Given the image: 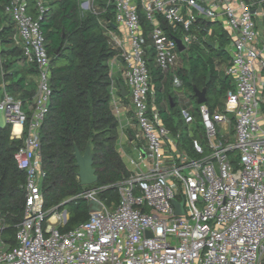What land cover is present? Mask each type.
I'll list each match as a JSON object with an SVG mask.
<instances>
[{
    "label": "built area",
    "instance_id": "obj_1",
    "mask_svg": "<svg viewBox=\"0 0 264 264\" xmlns=\"http://www.w3.org/2000/svg\"><path fill=\"white\" fill-rule=\"evenodd\" d=\"M94 0H80L91 12ZM203 2V4L200 3ZM116 23L126 33L120 40L106 28L119 55L109 61L111 106L122 138L119 153L129 176L113 187L120 202L110 207L99 198L110 187L93 188L76 198L101 202L103 209L69 232H62L59 208L46 210L43 185L41 128L49 113L51 57L39 18L29 13L26 0H12L6 13L17 27L18 44L28 64L37 68L38 89L32 103L4 90L0 110L12 126V139L24 144L15 154L26 173L23 217L17 226V245L0 236V264H261L264 259V0H106ZM141 14L151 26L146 41ZM202 21L219 24L228 37L229 65L234 82L225 99V112L199 105L200 137L195 117L181 113L197 159L183 147V137L165 125L162 104L155 98L149 68L167 74L180 54L202 41ZM99 22L102 24V20ZM163 22L167 27H163ZM212 32H209L211 36ZM178 41L185 48L179 50ZM118 71L131 100L125 113ZM3 88L4 85H3ZM123 116V117H122ZM136 127L135 134L126 132ZM20 126L19 132L15 128ZM144 145L136 144L139 138ZM122 144V145H121ZM184 202V215L174 201ZM53 218L56 220L53 222ZM46 227L44 228V225ZM0 221V230L5 229ZM151 236H148V233Z\"/></svg>",
    "mask_w": 264,
    "mask_h": 264
},
{
    "label": "trees",
    "instance_id": "obj_2",
    "mask_svg": "<svg viewBox=\"0 0 264 264\" xmlns=\"http://www.w3.org/2000/svg\"><path fill=\"white\" fill-rule=\"evenodd\" d=\"M11 1L0 0V101L5 90L24 103H32L38 89V71L34 65L26 62L16 37V24L6 13ZM26 1L29 13L35 19L39 18L38 4L41 2L45 7L39 23L51 57L49 113L40 133L43 167L47 173L43 185L45 200L49 190L53 192L52 196L59 198V202L78 197L89 190L82 187L78 180L79 170L74 152L75 147H78L84 153L88 144H91L95 153L94 168L99 177L95 185L110 187L102 193L114 192L115 200L117 198L119 203L120 195L113 186L130 174L117 148L119 122L111 106L112 81L108 63L119 52L110 45V38L104 28L119 32L115 10L112 6L107 7L106 0H97L101 7L100 17L91 12H82L80 0ZM140 18L146 41L149 42L151 26L143 14ZM212 24L202 21L203 39L200 44L182 53L183 67L179 68L176 75L182 83V90H186L194 99L195 88L206 89L207 104L214 110L217 100L225 101L227 93L234 89V84L220 69L230 63L226 53L229 40L225 32L219 35L216 48L204 40L210 41L209 27ZM163 27H167L164 22ZM148 56L156 102L164 106L162 115L165 125L172 133L182 134L187 128L182 108L177 110L173 76L155 66L152 51L148 52ZM262 75L264 77V68ZM119 82L124 85L122 78H119ZM122 101L128 104L127 97L122 98ZM262 110L264 113V99ZM195 125L200 134V124L197 122ZM23 144V140L12 139L11 125H0V221H4L6 226L3 231L0 230V236L12 246L17 245V226L22 221L25 204L24 185L27 176L18 169L15 161V154ZM52 205L53 201L49 203V206ZM61 209L67 210L69 214L67 224L61 228L62 232L73 230L91 216L88 203L82 198L67 202Z\"/></svg>",
    "mask_w": 264,
    "mask_h": 264
},
{
    "label": "rangeland",
    "instance_id": "obj_3",
    "mask_svg": "<svg viewBox=\"0 0 264 264\" xmlns=\"http://www.w3.org/2000/svg\"><path fill=\"white\" fill-rule=\"evenodd\" d=\"M93 2L94 3L92 5L91 13H93V15H95L97 17H100L101 7L98 5V1L97 0H94ZM200 3L203 4L202 1H200ZM80 4H81V2H80ZM80 8H81V6H80ZM83 9L84 8H81L82 12H84ZM209 30H210V32H212L214 34L213 37L209 36L210 41L216 42L217 40L220 39L219 35H221V33L223 32V28H222L221 25L212 24V25H210ZM149 51H152V49H149ZM183 56L184 55L180 54V59H179L178 63L168 72V73H171V75L173 76V94H174V96L177 97V100H178L177 101L178 102L177 110L179 108L180 109L181 108H186V110L189 111V112L191 111L193 116L195 117L194 122L200 123L201 122V116L198 113L199 104L197 102V98L194 99L190 94H188L186 92V90H184V91L182 90V83H181L180 79L176 75V72L179 70V68L183 67V62H182ZM221 70H223V69L221 68ZM233 84H234V82H233ZM130 100H131V95H130V88H129V95L127 96L128 104H126L124 106V108L126 110H129V107H130L129 102H130ZM121 107H123V105H121ZM216 107L219 108L218 111L224 113L225 112V101L218 99ZM216 107H215L214 110H216ZM161 109L163 110L164 106H162ZM122 119L123 118H121V120ZM0 125L1 126L7 125L6 115H5V112L2 111V110H0ZM123 125H125V124L124 123L123 124L120 123L119 129H118V131H119L118 132L119 133V140L117 142L118 151H119L120 143L123 142V145L127 146L125 148L126 151H129L131 156L137 157L136 153L133 152L131 146L126 142V139L122 138V126ZM193 130L196 133V139L199 140L201 145L205 146V141L203 139H201L200 134L197 132V126L196 125L193 126ZM182 137H183V146L186 148V150L189 153L190 157L193 158V159H197V156L194 153L193 148H192V139L189 138V134L187 133L186 130L182 133ZM136 144L144 145V139L142 137H140L139 138V142H136ZM122 159H123V157H122ZM93 188H100V187L97 186V185H94V186H91V187H87V189H93ZM52 195H53L52 191H50V190L47 191V193H46V207L45 208H46V210H51L52 208L55 209L57 207L60 208L59 214H61V219H62V220H60V224H61V222H63L64 225H66L67 224V222H66L67 218L69 220V214H68L67 210H62L61 208L64 205H66L67 202H69L71 200H74L76 197H73V198H70V199H66V200H63V201L59 202L58 201L59 198H57L56 195H54V196H52ZM115 197L116 196H115L114 192H108V193H104V194L102 193V194L99 195V198L101 199V201L107 207H110L112 205L118 204L117 198L115 200ZM52 201L54 202V205L49 206V203H51ZM88 205H89V203H88ZM65 212H67V218H66ZM45 227H46V224L44 225V228Z\"/></svg>",
    "mask_w": 264,
    "mask_h": 264
},
{
    "label": "water",
    "instance_id": "obj_4",
    "mask_svg": "<svg viewBox=\"0 0 264 264\" xmlns=\"http://www.w3.org/2000/svg\"><path fill=\"white\" fill-rule=\"evenodd\" d=\"M204 40L208 43V45H210L213 48H216L217 46L216 42H211V41H208L207 39H204ZM178 45H179V50L181 52L185 51V48L181 45L180 41H178ZM118 85L121 91V97L126 98L128 96V91L126 87L121 82H119ZM194 91H195V96L197 98V102L199 105L207 102V96H206L207 90L206 89L198 90L195 88ZM170 101L173 103L172 99ZM172 107H174V105H172ZM74 157L76 159V167L79 170L78 178L80 180L81 186L90 187V186L97 184V182L99 181V177L97 176V171L94 168L95 153H94L93 146L91 144H88L84 153H82L78 147H75ZM174 205L176 207V214L178 216L184 215L185 213L184 212V202L179 203L178 201L175 200ZM88 206H89L90 214L99 213L103 209L101 202L98 200H91ZM65 215L67 218V212H65ZM66 222H68V218ZM148 236H151L150 232L148 233ZM261 264H264V259Z\"/></svg>",
    "mask_w": 264,
    "mask_h": 264
},
{
    "label": "crops",
    "instance_id": "obj_5",
    "mask_svg": "<svg viewBox=\"0 0 264 264\" xmlns=\"http://www.w3.org/2000/svg\"><path fill=\"white\" fill-rule=\"evenodd\" d=\"M119 32H116V35H117V37L120 39V40H123V39H125V36H126V33H125V31L121 28H119V30H118ZM214 36V34H212L211 33V36L210 37H213ZM219 67H221V66H219ZM226 67L227 66H222L221 68L223 69V72H224V74H225V70H226ZM220 68V69H221ZM226 75V74H225ZM115 79L119 82V78H120V74L118 73V71H116L115 72ZM121 105H123V108H124V106L126 105V104H124V103H122ZM131 110V107H129V110H127V112L128 111H130ZM125 113H126V109H125ZM130 113V112H129ZM129 113H128V115H129ZM125 116L122 120H123V122H124V124H125V127H126V125H127V122H128V118H129V116ZM135 131H136V127H133V126H128L127 128H126V132H129V134H135ZM56 220V219H55Z\"/></svg>",
    "mask_w": 264,
    "mask_h": 264
},
{
    "label": "bare ground",
    "instance_id": "obj_6",
    "mask_svg": "<svg viewBox=\"0 0 264 264\" xmlns=\"http://www.w3.org/2000/svg\"><path fill=\"white\" fill-rule=\"evenodd\" d=\"M19 130H20V126H17V127L15 128V132L17 133V132H19ZM52 221L54 222V221H55V218H53Z\"/></svg>",
    "mask_w": 264,
    "mask_h": 264
}]
</instances>
